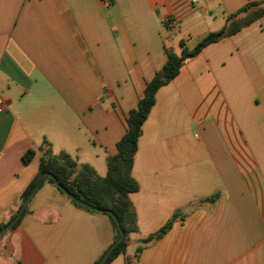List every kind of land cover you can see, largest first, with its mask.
<instances>
[{
  "label": "crops",
  "instance_id": "0c3cea01",
  "mask_svg": "<svg viewBox=\"0 0 264 264\" xmlns=\"http://www.w3.org/2000/svg\"><path fill=\"white\" fill-rule=\"evenodd\" d=\"M261 1L0 0V225L20 206L45 145L105 177L166 53L179 55L180 42L193 49ZM131 177L129 259L140 240L182 215L135 264H264V15L203 47L157 90ZM113 235L105 215L45 181L0 235V260L94 264Z\"/></svg>",
  "mask_w": 264,
  "mask_h": 264
},
{
  "label": "trees",
  "instance_id": "16d2710c",
  "mask_svg": "<svg viewBox=\"0 0 264 264\" xmlns=\"http://www.w3.org/2000/svg\"><path fill=\"white\" fill-rule=\"evenodd\" d=\"M262 4H264V1L246 4L235 14L227 17L225 25L219 31L208 34L198 42L193 49H186L184 44L180 42L181 51L179 55L173 52L166 53V61L162 69L147 83L142 96L137 101L136 107L128 114L125 133L116 144V154L108 157L106 160L107 172L105 177H98L88 165L83 164L78 166L66 153L60 152L57 155H52L50 148L45 145L44 153L39 159L37 175L22 193L20 197L21 203L31 191L37 178L41 174L49 172L67 191L79 200L93 207L110 210L117 217L124 235L122 240L109 253L104 264H108L118 255H125L129 242V235L137 230L135 212L129 200V194L137 190V184L131 177V167L137 149V140L141 133V126L155 102V93L161 86L166 85L177 76L181 65L186 59L196 56L201 49L208 44L218 42L233 35L242 27L249 25L263 16L264 7H261ZM253 8L256 9L251 15L236 19L239 15L246 14L249 9ZM33 155L34 151L28 150L23 155V161L29 162ZM45 181L52 184L59 193L64 195L49 178H45L43 182ZM66 198L76 207L94 212L78 205L68 197ZM207 201H213V197L207 199ZM25 212L26 208L21 217ZM103 215L109 219L113 228L114 235L111 242L113 243L120 235L119 230L109 215ZM13 216H11L7 222H9ZM21 217L9 230L13 229L18 224ZM177 218H182V215L174 213L159 231L140 240L137 243L134 258L129 259L125 255L124 264H135L140 252L152 241L160 238L166 233ZM6 223L0 225V228ZM100 258L94 264H97Z\"/></svg>",
  "mask_w": 264,
  "mask_h": 264
},
{
  "label": "water",
  "instance_id": "95a60500",
  "mask_svg": "<svg viewBox=\"0 0 264 264\" xmlns=\"http://www.w3.org/2000/svg\"><path fill=\"white\" fill-rule=\"evenodd\" d=\"M45 178H49L54 185L66 196L68 197L70 200L74 201L75 203H77L78 205L89 209L91 211L97 212V213H102V214H107L109 215L116 227L119 230V237L109 245V247L105 250V252L103 253V255L101 256L99 262L97 264H104L109 253L112 251V249L122 240L123 238V231L121 230L120 224L118 222L117 217L114 215V213L110 210H106V209H101V208H97V207H93L81 200H79L78 198H76L74 195H72L69 191H67L59 182L58 180L49 172H45L43 174H41L35 184L33 185L31 191L29 192V194L27 195V197L24 199V201L20 204V206L18 207L16 213L14 214V216L12 217V219L7 222L3 227L0 228V235H2L3 233H5L6 231H8L11 227L14 226V224L19 220V218L21 217L24 209L26 208L27 204L29 203V201L31 200V198L33 197V195L36 193V191L39 189V187L41 186L43 180Z\"/></svg>",
  "mask_w": 264,
  "mask_h": 264
},
{
  "label": "rangeland",
  "instance_id": "374dc122",
  "mask_svg": "<svg viewBox=\"0 0 264 264\" xmlns=\"http://www.w3.org/2000/svg\"><path fill=\"white\" fill-rule=\"evenodd\" d=\"M253 11H255V10H251V12H247L246 14H241L242 15L241 17H244L245 18V17L251 15L253 13ZM0 264H4V260L3 259L0 260Z\"/></svg>",
  "mask_w": 264,
  "mask_h": 264
},
{
  "label": "built area",
  "instance_id": "2783aa9c",
  "mask_svg": "<svg viewBox=\"0 0 264 264\" xmlns=\"http://www.w3.org/2000/svg\"><path fill=\"white\" fill-rule=\"evenodd\" d=\"M0 105H1V101H0Z\"/></svg>",
  "mask_w": 264,
  "mask_h": 264
}]
</instances>
